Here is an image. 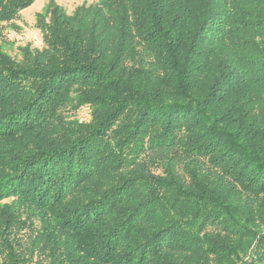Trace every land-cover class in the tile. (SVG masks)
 Instances as JSON below:
<instances>
[{
  "label": "trees",
  "instance_id": "16d2710c",
  "mask_svg": "<svg viewBox=\"0 0 264 264\" xmlns=\"http://www.w3.org/2000/svg\"><path fill=\"white\" fill-rule=\"evenodd\" d=\"M36 21L0 48V264H264V0Z\"/></svg>",
  "mask_w": 264,
  "mask_h": 264
},
{
  "label": "rangeland",
  "instance_id": "374dc122",
  "mask_svg": "<svg viewBox=\"0 0 264 264\" xmlns=\"http://www.w3.org/2000/svg\"><path fill=\"white\" fill-rule=\"evenodd\" d=\"M49 0H35L23 9L18 20L12 24L0 27V48L12 57H19L18 49L29 44L33 48H40L41 35L36 27L37 15H43ZM96 0H54L68 14L81 4H91Z\"/></svg>",
  "mask_w": 264,
  "mask_h": 264
}]
</instances>
